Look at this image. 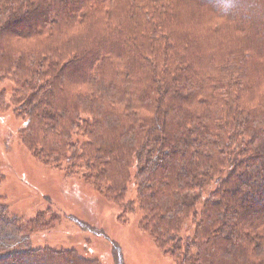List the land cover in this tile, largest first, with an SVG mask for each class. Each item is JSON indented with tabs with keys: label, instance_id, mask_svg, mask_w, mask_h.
<instances>
[{
	"label": "trees",
	"instance_id": "16d2710c",
	"mask_svg": "<svg viewBox=\"0 0 264 264\" xmlns=\"http://www.w3.org/2000/svg\"><path fill=\"white\" fill-rule=\"evenodd\" d=\"M9 81L32 156L112 200L134 182L163 254L264 264V0H0ZM4 214L0 264L98 263L33 249Z\"/></svg>",
	"mask_w": 264,
	"mask_h": 264
},
{
	"label": "rangeland",
	"instance_id": "374dc122",
	"mask_svg": "<svg viewBox=\"0 0 264 264\" xmlns=\"http://www.w3.org/2000/svg\"><path fill=\"white\" fill-rule=\"evenodd\" d=\"M15 90L10 81L0 85V211L14 228L3 232L20 231L33 249L75 250L97 264H182L141 229L134 182L127 185L125 201L112 200L80 172L70 175L66 163L46 164L32 156L20 135L26 122L13 111ZM71 140L77 147L86 142L78 135ZM134 200L127 212L125 204Z\"/></svg>",
	"mask_w": 264,
	"mask_h": 264
}]
</instances>
